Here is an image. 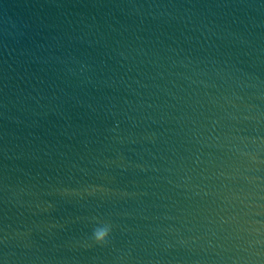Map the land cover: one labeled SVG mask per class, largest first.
<instances>
[{
  "label": "water",
  "instance_id": "95a60500",
  "mask_svg": "<svg viewBox=\"0 0 264 264\" xmlns=\"http://www.w3.org/2000/svg\"><path fill=\"white\" fill-rule=\"evenodd\" d=\"M0 264H264V0H0Z\"/></svg>",
  "mask_w": 264,
  "mask_h": 264
},
{
  "label": "clouds",
  "instance_id": "9594fccd",
  "mask_svg": "<svg viewBox=\"0 0 264 264\" xmlns=\"http://www.w3.org/2000/svg\"><path fill=\"white\" fill-rule=\"evenodd\" d=\"M112 227L110 224L98 225L92 229L91 235L85 240V246H107L110 242Z\"/></svg>",
  "mask_w": 264,
  "mask_h": 264
}]
</instances>
